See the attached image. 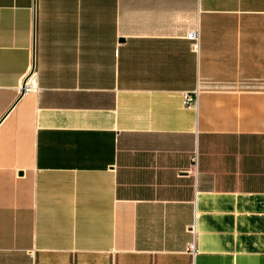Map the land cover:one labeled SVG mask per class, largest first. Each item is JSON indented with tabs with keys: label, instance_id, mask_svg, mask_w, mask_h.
Returning a JSON list of instances; mask_svg holds the SVG:
<instances>
[{
	"label": "crops",
	"instance_id": "obj_1",
	"mask_svg": "<svg viewBox=\"0 0 264 264\" xmlns=\"http://www.w3.org/2000/svg\"><path fill=\"white\" fill-rule=\"evenodd\" d=\"M0 264H264V0H0Z\"/></svg>",
	"mask_w": 264,
	"mask_h": 264
},
{
	"label": "built area",
	"instance_id": "obj_2",
	"mask_svg": "<svg viewBox=\"0 0 264 264\" xmlns=\"http://www.w3.org/2000/svg\"><path fill=\"white\" fill-rule=\"evenodd\" d=\"M185 39L190 42V46L192 47V49L194 51H196L197 46H198V40H199V32H198V29L197 28H194L193 30H189L188 32H186ZM30 71L28 73H30ZM31 74H33V70H32V73ZM26 79L27 78L25 77L24 81L22 82L24 92H27L29 90L26 87ZM22 84L18 87V92L20 91ZM182 102H183V105L186 108L187 107H190V106H195V97L193 95H191V94L184 93L182 95Z\"/></svg>",
	"mask_w": 264,
	"mask_h": 264
},
{
	"label": "bare ground",
	"instance_id": "obj_3",
	"mask_svg": "<svg viewBox=\"0 0 264 264\" xmlns=\"http://www.w3.org/2000/svg\"><path fill=\"white\" fill-rule=\"evenodd\" d=\"M27 79H28V81H27ZM26 79V87L29 89V90H31L32 88H33V85H34V75L33 74H31V75H29V77Z\"/></svg>",
	"mask_w": 264,
	"mask_h": 264
},
{
	"label": "water",
	"instance_id": "obj_4",
	"mask_svg": "<svg viewBox=\"0 0 264 264\" xmlns=\"http://www.w3.org/2000/svg\"><path fill=\"white\" fill-rule=\"evenodd\" d=\"M32 70H33V67H32ZM32 70L30 71V74L32 73ZM24 93V89H23V84L21 86V89L19 91V95H22Z\"/></svg>",
	"mask_w": 264,
	"mask_h": 264
},
{
	"label": "rangeland",
	"instance_id": "obj_5",
	"mask_svg": "<svg viewBox=\"0 0 264 264\" xmlns=\"http://www.w3.org/2000/svg\"><path fill=\"white\" fill-rule=\"evenodd\" d=\"M27 81H28V79H27ZM27 81H26V82H27Z\"/></svg>",
	"mask_w": 264,
	"mask_h": 264
}]
</instances>
